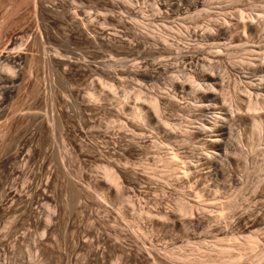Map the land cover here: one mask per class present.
<instances>
[{
  "label": "rangeland",
  "instance_id": "rangeland-1",
  "mask_svg": "<svg viewBox=\"0 0 264 264\" xmlns=\"http://www.w3.org/2000/svg\"><path fill=\"white\" fill-rule=\"evenodd\" d=\"M260 5L0 0V264H264Z\"/></svg>",
  "mask_w": 264,
  "mask_h": 264
},
{
  "label": "bare ground",
  "instance_id": "bare-ground-1",
  "mask_svg": "<svg viewBox=\"0 0 264 264\" xmlns=\"http://www.w3.org/2000/svg\"><path fill=\"white\" fill-rule=\"evenodd\" d=\"M34 1H38V0H34ZM128 4H132V3H128ZM155 7V6H154ZM260 7H264V5H260ZM157 8H159V7H157ZM156 10V9H155ZM159 10V9H158ZM240 13H244L243 11H239L238 12V15H240ZM250 15V14H249ZM250 17H252V15H250ZM140 21H142V19H140ZM136 23H138V19H136ZM138 25H140V23H138ZM152 25H153V23H152ZM142 27H144V25H142ZM154 27H156V29H158V25H154ZM166 27V26H165ZM168 27V26H167ZM152 31H154V29H152ZM158 31H160V29H158ZM172 31H174V29H172ZM154 33H156V31H154ZM162 33H164V31H162ZM180 33H182V31H180ZM162 37H168V35H162ZM164 43H166V39H164ZM248 53H250V57H252V56H254V54L253 53H256V52H254L253 50H249L248 51ZM250 57H248V59H250ZM263 57H264V54H263ZM12 58H14V57H12ZM241 60V62H248V61H242V59H240ZM11 61V60H10ZM15 61V60H14ZM9 63V62H8ZM7 64V63H6ZM13 66V65H12ZM11 66V64L9 65H7V66H5V71H4V73H7V74H9V73H11L12 71H17L16 69H13V67ZM4 68V67H3ZM14 73V72H13ZM16 73H14V75H15ZM11 75H12V73H11ZM14 75H12L10 78H12V79H14L15 78V76ZM9 76V75H8ZM16 77H17V75H16ZM190 77H192V75H190L189 77H188V79H190ZM191 81H194V79H190ZM194 83H196V81H194ZM200 85H196V87H194V89H197V87H199ZM211 87H212V85H211ZM250 87V86H249ZM213 89H214V87H212ZM215 90V89H214ZM142 94V91H138V97L140 98V95ZM225 96H228V95H226V92H225V95H224V98H225ZM150 97H152V96H150ZM262 97H264V96H262ZM152 99H156V97H152ZM144 103H148V107H150V109H152V111H154V112H156V113H158V110H159V107H158V99H156V103H152V101H150V99H148V101H146V99H144ZM150 103H152L151 105H150ZM256 108H258V106H257V103L256 104H252L251 106H249V109L250 110H255ZM138 113V107L136 108V116H135V114H134V116L135 117H138V116H140V115H138L137 114ZM138 121H140V117H138ZM166 128H170V125H166ZM260 133H262V131H260ZM178 155L175 153V154H173V156L171 157L170 156V158L169 159H165L166 161H167V163L169 164V167H168V172H170L169 174H171V173H173L174 174V172H175V170H177L178 169V167H179V165H181V164H179L177 161H178ZM162 161H164V160H162ZM167 163H166V165H167ZM167 173V172H166ZM110 175H112V174H110ZM168 175V174H167ZM113 178V177H112ZM112 180V179H111ZM114 180V179H113ZM112 180V181H113ZM185 205V204H184ZM184 205H182L183 207H184ZM186 206H188V205H186ZM182 207V208H183ZM190 208L192 207L191 205L189 206ZM189 207H184V209H185V211H186V209H189ZM181 208V209H182ZM184 209H182L183 211H184ZM187 212V211H186ZM185 212V213H186ZM191 212V211H190ZM226 249V248H225ZM224 251V250H223ZM228 251V250H227Z\"/></svg>",
  "mask_w": 264,
  "mask_h": 264
}]
</instances>
